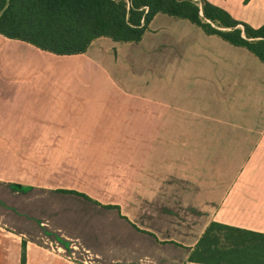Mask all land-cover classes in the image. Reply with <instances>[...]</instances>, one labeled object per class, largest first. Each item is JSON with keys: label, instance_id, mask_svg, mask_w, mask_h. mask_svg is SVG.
<instances>
[{"label": "crops", "instance_id": "1", "mask_svg": "<svg viewBox=\"0 0 264 264\" xmlns=\"http://www.w3.org/2000/svg\"><path fill=\"white\" fill-rule=\"evenodd\" d=\"M212 222L264 233L263 61L164 13L71 55L0 33V264H202Z\"/></svg>", "mask_w": 264, "mask_h": 264}, {"label": "trees", "instance_id": "2", "mask_svg": "<svg viewBox=\"0 0 264 264\" xmlns=\"http://www.w3.org/2000/svg\"><path fill=\"white\" fill-rule=\"evenodd\" d=\"M158 13L183 18L264 62V23L233 17L208 0H0V33L59 55L86 52L97 38L139 42ZM77 192L75 190H65ZM214 230L226 231L224 241ZM203 264H264V233L212 222L188 257ZM25 251L22 263L25 264Z\"/></svg>", "mask_w": 264, "mask_h": 264}, {"label": "rangeland", "instance_id": "3", "mask_svg": "<svg viewBox=\"0 0 264 264\" xmlns=\"http://www.w3.org/2000/svg\"><path fill=\"white\" fill-rule=\"evenodd\" d=\"M225 234H227L226 231L214 230L210 238H211V239H214L215 236H218L219 238H221V242H225V241H224V236H225ZM202 264H203V263H202Z\"/></svg>", "mask_w": 264, "mask_h": 264}]
</instances>
